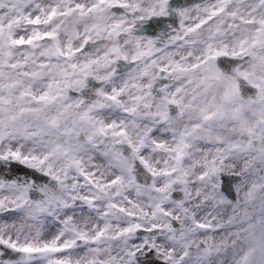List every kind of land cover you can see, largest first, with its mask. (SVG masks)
Here are the masks:
<instances>
[{
	"label": "snow or ice",
	"instance_id": "1",
	"mask_svg": "<svg viewBox=\"0 0 264 264\" xmlns=\"http://www.w3.org/2000/svg\"><path fill=\"white\" fill-rule=\"evenodd\" d=\"M0 264H264V0H0Z\"/></svg>",
	"mask_w": 264,
	"mask_h": 264
}]
</instances>
